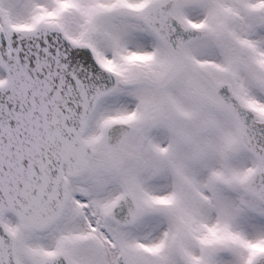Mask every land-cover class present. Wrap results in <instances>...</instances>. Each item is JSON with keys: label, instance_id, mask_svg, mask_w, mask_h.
I'll use <instances>...</instances> for the list:
<instances>
[{"label": "snow or ice", "instance_id": "snow-or-ice-1", "mask_svg": "<svg viewBox=\"0 0 264 264\" xmlns=\"http://www.w3.org/2000/svg\"><path fill=\"white\" fill-rule=\"evenodd\" d=\"M0 264H264V0H0Z\"/></svg>", "mask_w": 264, "mask_h": 264}]
</instances>
